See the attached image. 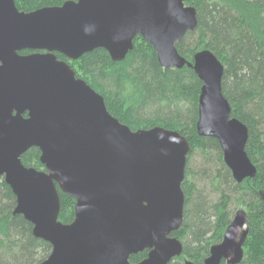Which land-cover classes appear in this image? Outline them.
<instances>
[{
	"label": "water",
	"instance_id": "water-1",
	"mask_svg": "<svg viewBox=\"0 0 264 264\" xmlns=\"http://www.w3.org/2000/svg\"><path fill=\"white\" fill-rule=\"evenodd\" d=\"M195 26V8L183 0H66L28 12L0 0V177L15 196L13 213L51 245L39 264H167L182 251L170 233L183 219L189 142L158 125L132 130L110 114L68 63L95 48L119 61L139 35L162 68L192 67L201 81L197 134L218 141L236 182L255 174L247 127L221 91V63L208 50L188 62L176 49ZM31 147L43 170L22 163ZM58 190L75 200L70 223L58 220ZM247 235L238 208L201 264L240 263Z\"/></svg>",
	"mask_w": 264,
	"mask_h": 264
},
{
	"label": "trees",
	"instance_id": "trees-1",
	"mask_svg": "<svg viewBox=\"0 0 264 264\" xmlns=\"http://www.w3.org/2000/svg\"><path fill=\"white\" fill-rule=\"evenodd\" d=\"M66 0H14L20 11L61 5ZM196 11V26L176 43L178 53L188 62L201 50L215 55L223 67L221 91L229 103L230 115L241 121L248 132L245 151L256 168L253 176L236 182L222 160L218 141L196 132L197 102L201 81L192 67L162 68L152 45L135 36L132 48L122 60H112L103 48H95L68 63L75 76L85 80L104 99L107 110L132 130L153 126L175 130L190 145L181 189L183 219L171 232L182 245L179 256L167 264L185 260L201 264L211 245L221 241L234 212L230 201L244 207L248 235L243 258L238 264H264V0H183ZM32 50H22L21 54ZM57 59L67 60L55 53ZM215 151L216 173L212 188L219 198L212 202L195 188L190 179L189 161L194 153ZM201 152V153H200ZM39 150L21 155L25 166L42 169ZM204 156V157H205ZM58 220L70 223L75 200L58 190ZM15 196L0 177V264H39L51 245L32 234V225L14 214ZM147 249L129 257L138 262ZM221 264H226L224 261Z\"/></svg>",
	"mask_w": 264,
	"mask_h": 264
},
{
	"label": "rangeland",
	"instance_id": "rangeland-1",
	"mask_svg": "<svg viewBox=\"0 0 264 264\" xmlns=\"http://www.w3.org/2000/svg\"><path fill=\"white\" fill-rule=\"evenodd\" d=\"M204 156L205 155H201L198 152L191 156L189 168L192 175L190 179L194 183L196 189L205 194L208 200L215 202V200L219 198V193L212 188V184L210 183L217 168V165H215V151L208 152L206 156ZM238 208L244 209L243 206L237 205L236 201L231 200L230 204H228V209L232 212Z\"/></svg>",
	"mask_w": 264,
	"mask_h": 264
},
{
	"label": "flooded vegetation",
	"instance_id": "flooded-vegetation-1",
	"mask_svg": "<svg viewBox=\"0 0 264 264\" xmlns=\"http://www.w3.org/2000/svg\"><path fill=\"white\" fill-rule=\"evenodd\" d=\"M32 52V51H31Z\"/></svg>",
	"mask_w": 264,
	"mask_h": 264
}]
</instances>
